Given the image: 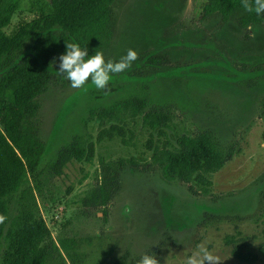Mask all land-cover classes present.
<instances>
[{
	"label": "rangeland",
	"instance_id": "1",
	"mask_svg": "<svg viewBox=\"0 0 264 264\" xmlns=\"http://www.w3.org/2000/svg\"><path fill=\"white\" fill-rule=\"evenodd\" d=\"M205 1L116 0L113 37L101 52L115 62L131 48L138 62L113 74L106 90L91 81L74 89L62 75L38 99L44 153L28 180L59 251L46 264H137L144 254L158 264H186L198 245L221 264H264V27L240 30L237 17L201 21ZM46 13L48 0H22L5 34ZM131 102L140 111L118 117L129 144L96 143L109 125L99 117ZM157 117L166 137L146 124ZM151 134L157 150L209 134L231 160L206 175L211 186L204 193L162 172L147 149ZM75 138L94 143L93 160L55 168L59 151ZM105 168L117 176L118 190L100 207L92 199ZM16 212L17 197L10 217Z\"/></svg>",
	"mask_w": 264,
	"mask_h": 264
},
{
	"label": "trees",
	"instance_id": "2",
	"mask_svg": "<svg viewBox=\"0 0 264 264\" xmlns=\"http://www.w3.org/2000/svg\"><path fill=\"white\" fill-rule=\"evenodd\" d=\"M21 1L0 0V215L7 218L0 223V264H46L59 251L37 211L28 180L29 176L36 177L44 153L37 137L38 99L53 82L62 79L56 65L58 57L66 52V43L79 44L89 55L109 45L116 0H48V13L9 37L4 30L18 13ZM241 5L242 0H206L200 19L218 16L226 24L237 17L240 30L264 27V13L247 12ZM147 60L154 65L161 62L152 57ZM141 108V104L131 102L100 116L98 120H108L109 125L101 127L95 142L118 139L128 145V132L118 117L128 112L136 115ZM158 120L146 124L158 131L159 137H166ZM150 136L147 149L154 151L152 159L162 172L169 178L198 185L204 193L211 186L206 175L221 170L231 160L230 154L220 153L209 134L177 138L175 145L167 142L162 150L153 147ZM94 154V143L75 138L59 151L55 168L60 170L71 160L91 162ZM105 169L92 199L100 207H105L118 190L117 176ZM15 197L17 212L11 218L9 205ZM62 243L60 246L65 247ZM232 255L241 262L247 260L238 252Z\"/></svg>",
	"mask_w": 264,
	"mask_h": 264
},
{
	"label": "clouds",
	"instance_id": "3",
	"mask_svg": "<svg viewBox=\"0 0 264 264\" xmlns=\"http://www.w3.org/2000/svg\"><path fill=\"white\" fill-rule=\"evenodd\" d=\"M247 12H255L257 15L264 13V0H242L241 5ZM58 73L70 81L74 89L85 86L89 81L98 90H106L113 74L122 73L131 68L133 62L138 59L137 51L129 48L126 55L119 61L104 59L101 51H95L89 55L86 49H82L77 43H66V52L58 57ZM7 218L0 215V223ZM221 264L219 258L214 256L206 246L198 245L197 250L190 255L186 264ZM137 264H158L155 256L144 254Z\"/></svg>",
	"mask_w": 264,
	"mask_h": 264
}]
</instances>
